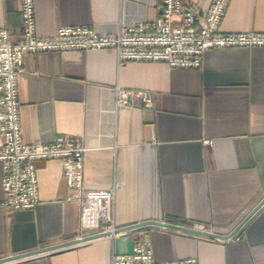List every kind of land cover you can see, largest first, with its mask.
Instances as JSON below:
<instances>
[{
	"label": "crops",
	"instance_id": "obj_1",
	"mask_svg": "<svg viewBox=\"0 0 264 264\" xmlns=\"http://www.w3.org/2000/svg\"><path fill=\"white\" fill-rule=\"evenodd\" d=\"M207 9L212 0H192ZM36 32L87 25L112 33L160 15L158 0H35ZM225 33H264V0H230ZM0 28L22 33V1L0 0ZM113 48L27 53L18 75L24 143L82 139L84 183L115 187L116 229L167 222L228 236L264 199V47L211 48L197 68L118 64ZM119 86L152 94L117 106ZM58 159L36 162L39 202L0 206V258L95 234ZM3 170L0 165V200ZM149 238L154 257L197 264H264V204L228 238L143 225L0 264H105Z\"/></svg>",
	"mask_w": 264,
	"mask_h": 264
},
{
	"label": "built area",
	"instance_id": "obj_2",
	"mask_svg": "<svg viewBox=\"0 0 264 264\" xmlns=\"http://www.w3.org/2000/svg\"><path fill=\"white\" fill-rule=\"evenodd\" d=\"M22 1V33L14 39L0 28V165L3 197L0 206L12 210L33 209L39 202L36 162L58 159L70 194L80 203V232H111L114 222L115 187L88 188L84 183V153L79 136L64 135L49 143L26 144L21 137L18 75L27 53L42 51L113 48L118 64L127 61H161L170 68H197L211 48L264 47V33H225L220 30L230 0H212L202 10L192 0H158L160 15L112 33L87 25L60 26L50 36L38 35L35 0ZM140 97L143 106L153 103L150 92L116 88L117 106ZM114 236V235H112ZM105 264H197L195 257L157 261L149 238L135 242L127 253L112 252Z\"/></svg>",
	"mask_w": 264,
	"mask_h": 264
},
{
	"label": "water",
	"instance_id": "obj_3",
	"mask_svg": "<svg viewBox=\"0 0 264 264\" xmlns=\"http://www.w3.org/2000/svg\"><path fill=\"white\" fill-rule=\"evenodd\" d=\"M263 204H264V199L260 202V204L258 206H256V208H254V210L246 217V219L243 222H241V224L238 226V228H240L246 222V220H248ZM150 224L151 225L163 226L165 228H172L173 227V229L186 231V232H192V233H195V234H200V235H205V236L216 237V238L217 237L218 238L219 237H222V238L231 237L238 229L237 228L233 233H231L228 236H221V235L213 233V232H209V231H205V230H201V229H196V228L188 227V226L175 225V224H171V223H167V222H159V223L158 222H144V223L138 224L136 226H128L126 228L116 229L113 233H111V232H99V233L87 235L85 237L84 236L83 237H78V238H75L73 240H69L67 242H63V243H59V244H55V245H50V246H46V247H43V248H40V249L31 250V251H28V252L18 253V254H15V255L8 256V257L0 258V263L13 261V260H18V259H21V258H24V257H28V256H32V255L38 254L39 252L41 253V252H46V251H51V250L55 251V249H59V248H62V247H66V246H70V245H73V244L81 243V242H84V241H87V240H91V239H94V238L103 237V236H112V235H115V234H117V233H119L121 231L128 230V228L131 229V228H134V227H139V226H143V225H150Z\"/></svg>",
	"mask_w": 264,
	"mask_h": 264
}]
</instances>
